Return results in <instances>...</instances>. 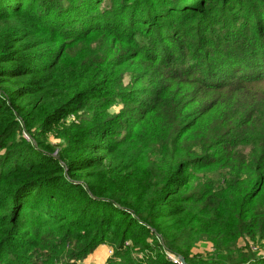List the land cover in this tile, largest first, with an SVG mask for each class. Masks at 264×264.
I'll list each match as a JSON object with an SVG mask.
<instances>
[{"label": "trees", "instance_id": "obj_1", "mask_svg": "<svg viewBox=\"0 0 264 264\" xmlns=\"http://www.w3.org/2000/svg\"><path fill=\"white\" fill-rule=\"evenodd\" d=\"M126 4L116 11L109 0H0L1 264H37L32 248L69 246L83 255L105 243L120 257L112 264H137L130 249L146 255L139 264H178L169 254L186 264H264L249 242L238 244L264 239V153L244 149L264 150V130L253 139L235 138L245 121L227 113L229 102L196 105L193 99L155 117H133L127 99L118 117L95 105L56 154L46 143L53 125L93 94L115 102L111 81L120 52L99 59L84 42L108 14L133 13ZM254 15L249 11L254 21L264 17ZM145 24L142 30L152 24L147 17ZM253 32L236 28L230 35L239 40L236 60L220 65L222 77L241 76L250 87L264 84V69L245 63L251 38L262 39L264 48V35ZM216 170L222 183L209 179ZM201 240L212 244L211 263L191 252ZM13 245L23 254L13 253Z\"/></svg>", "mask_w": 264, "mask_h": 264}, {"label": "rangeland", "instance_id": "obj_2", "mask_svg": "<svg viewBox=\"0 0 264 264\" xmlns=\"http://www.w3.org/2000/svg\"><path fill=\"white\" fill-rule=\"evenodd\" d=\"M127 1L133 7V13L127 14L128 17L124 19L117 14H108L105 16V26L92 32L84 42L88 53L99 52V59L110 52L112 58L116 53L114 50L120 52L114 57L118 67L111 81L112 90L118 96L111 103L102 94H93L79 111L72 112L68 118L53 125L45 140L55 148V154L61 149L64 139L72 135L70 128L77 125L83 116L91 115L95 105H105L104 110L118 117L124 113L126 99L132 101L133 117L141 116L143 112H150L155 117L164 107L182 105L193 99L196 105L200 101L202 104L203 101H211L215 106L221 101L226 104L229 102L231 107L227 109V113L238 121H245L236 131L235 138L253 139L260 136L264 130V84L250 87L249 81L241 76L224 78L220 74V65L236 60L233 52L237 49L239 40L236 36L230 38L236 28L243 29L246 25L254 28V32H259L261 36L264 35V17L261 21H254L249 17L251 11L255 14L253 18H261L258 15L264 13V0H226L224 5H218L212 0H161L157 5L152 0H109L110 6L116 11L120 9L119 3L123 5V10ZM146 17L152 24L142 30L147 26ZM240 20L244 25L238 27ZM261 40L251 38L248 47L252 52L245 61L253 64L258 71L264 69ZM204 54L208 56L204 57ZM252 75L249 72L248 76ZM222 83H225V90L217 92L218 85ZM23 133L32 145H37L26 131ZM101 135L102 132L97 138ZM244 149L250 154L254 153L253 150L259 155L264 153V150H256L252 144ZM4 153V150L0 151V154ZM212 173L209 174L210 180L216 184L223 182V174L219 170ZM247 242L252 246L253 252L264 256V239H240L238 244L244 247ZM14 247L15 245L11 246L13 253L23 254V248ZM32 249L29 257L36 259L34 262L37 264L120 262L115 248L108 243L83 255H73L71 252L74 250L69 246L62 252L48 251L46 248L44 252ZM191 252L197 258L207 259L206 262L211 263L209 254L213 253L212 244L206 240L199 241ZM130 254L137 264L147 258L143 252L135 249H130ZM1 257L0 251V264ZM50 257L54 262H46ZM168 258L181 263L170 254Z\"/></svg>", "mask_w": 264, "mask_h": 264}, {"label": "water", "instance_id": "obj_3", "mask_svg": "<svg viewBox=\"0 0 264 264\" xmlns=\"http://www.w3.org/2000/svg\"><path fill=\"white\" fill-rule=\"evenodd\" d=\"M180 260L183 264L186 263L184 257L180 256Z\"/></svg>", "mask_w": 264, "mask_h": 264}, {"label": "built area", "instance_id": "obj_4", "mask_svg": "<svg viewBox=\"0 0 264 264\" xmlns=\"http://www.w3.org/2000/svg\"><path fill=\"white\" fill-rule=\"evenodd\" d=\"M179 262H181L180 260V257H175ZM174 263H178V262H174ZM182 263V262H181ZM181 263H178V264H181ZM183 264V263H182ZM186 264V263H185Z\"/></svg>", "mask_w": 264, "mask_h": 264}]
</instances>
